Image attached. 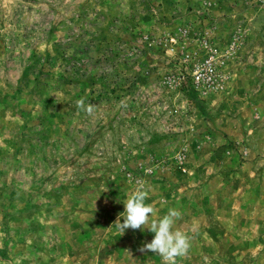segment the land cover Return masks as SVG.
<instances>
[{"label": "rangeland", "instance_id": "1", "mask_svg": "<svg viewBox=\"0 0 264 264\" xmlns=\"http://www.w3.org/2000/svg\"><path fill=\"white\" fill-rule=\"evenodd\" d=\"M141 183L176 264H264V0H0V264H163Z\"/></svg>", "mask_w": 264, "mask_h": 264}, {"label": "clouds", "instance_id": "2", "mask_svg": "<svg viewBox=\"0 0 264 264\" xmlns=\"http://www.w3.org/2000/svg\"><path fill=\"white\" fill-rule=\"evenodd\" d=\"M75 106L89 116L94 113L97 107L93 103H86L84 97L75 101ZM148 197L149 190L142 183L138 184L122 202L124 211L118 214L114 224L122 233L128 229H147L154 233L151 242L145 241L139 250L160 256L163 264H176L177 258L186 256L191 248V237L174 227L181 213L173 208L169 209L167 214L162 217L151 219L154 208L152 204L146 203Z\"/></svg>", "mask_w": 264, "mask_h": 264}, {"label": "built area", "instance_id": "3", "mask_svg": "<svg viewBox=\"0 0 264 264\" xmlns=\"http://www.w3.org/2000/svg\"><path fill=\"white\" fill-rule=\"evenodd\" d=\"M216 55L197 63L193 72V83L196 88L210 91L217 87L219 81V67Z\"/></svg>", "mask_w": 264, "mask_h": 264}]
</instances>
